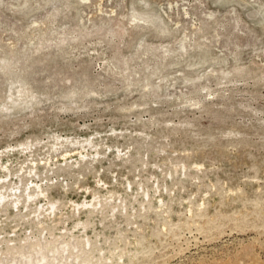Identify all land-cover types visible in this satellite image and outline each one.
<instances>
[{
  "label": "rangeland",
  "instance_id": "obj_1",
  "mask_svg": "<svg viewBox=\"0 0 264 264\" xmlns=\"http://www.w3.org/2000/svg\"><path fill=\"white\" fill-rule=\"evenodd\" d=\"M0 176V264H264V0H0Z\"/></svg>",
  "mask_w": 264,
  "mask_h": 264
},
{
  "label": "bare ground",
  "instance_id": "obj_2",
  "mask_svg": "<svg viewBox=\"0 0 264 264\" xmlns=\"http://www.w3.org/2000/svg\"><path fill=\"white\" fill-rule=\"evenodd\" d=\"M3 167V166H2ZM4 168V167H3ZM2 169V168H1ZM8 175V174H7ZM1 177V176H0ZM5 178V177H4ZM1 181V179H0ZM18 185V184H17ZM1 186V185H0ZM35 186V185H34ZM31 190V189H30ZM28 191V192H27ZM14 192V191H13ZM27 192V195H26ZM21 193V192H20ZM45 190H42V188H40L38 185L36 188H34V190L32 189L31 191H29V189H25V191L21 194V196H19L20 194H18L17 192H14L13 194L9 195V197L11 196L12 199H14L12 201V205H18L20 204L19 202L21 201V198L25 197V203L28 202V199H32L33 197L36 198L38 196H40L41 194H44ZM7 195H3L0 194V207L1 206H6L5 202L8 200V196ZM36 196V197H35ZM42 196V195H41ZM34 200V199H32ZM8 203V201H7ZM24 203V204H25ZM11 205V206H12ZM8 206V205H7ZM26 207V205H24ZM53 208V207H52ZM54 209V208H53ZM89 222V221H88ZM90 225V224H89ZM89 227V226H88ZM73 236V235H72ZM66 237V236H65ZM64 237V239H65ZM75 238V236H74ZM72 239V237H71ZM70 239V241H71ZM81 239V238H80ZM78 239V243H70L68 242H64L61 243L63 245V250L66 249V253L65 255H63V258L60 259V261H56L53 255H47L46 257H43L40 261H35L36 264H40L41 261H43V264H91V260H90V251L94 248H96L95 243L93 241H91L90 239H83L80 240ZM72 241H76L73 240ZM56 243V241H52V242H45L42 247H41V243H32L29 248L27 249V252L25 255H23L22 258L20 259H27V261H23L26 262V264H32L33 261H31L30 259H28V255L30 254V251L35 250V249H40L41 251H43L44 253L48 252V251H55L57 250L56 246H54ZM1 245V244H0ZM14 248H10L9 246H5L4 248L0 249L4 250V254H6V256H8L9 253H11ZM98 251V250H97ZM101 253V252H100ZM2 254V253H1ZM4 257V256H3ZM2 257V258H3ZM18 257V256H17ZM19 259V260H20ZM103 260V259H102ZM13 261H17V258H15ZM12 261V262H13ZM98 262H101V259L97 260ZM106 263V262H105ZM99 264V263H98ZM104 264V263H101ZM108 264V263H107ZM118 264V263H117Z\"/></svg>",
  "mask_w": 264,
  "mask_h": 264
}]
</instances>
